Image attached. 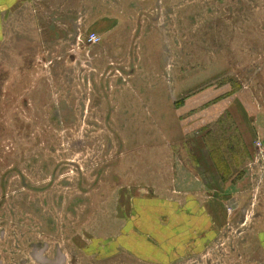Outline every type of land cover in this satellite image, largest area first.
I'll return each mask as SVG.
<instances>
[{
  "label": "rangeland",
  "instance_id": "374dc122",
  "mask_svg": "<svg viewBox=\"0 0 264 264\" xmlns=\"http://www.w3.org/2000/svg\"><path fill=\"white\" fill-rule=\"evenodd\" d=\"M138 200L212 207L168 264H264V0L2 18L0 264H151L119 247Z\"/></svg>",
  "mask_w": 264,
  "mask_h": 264
},
{
  "label": "crops",
  "instance_id": "0c3cea01",
  "mask_svg": "<svg viewBox=\"0 0 264 264\" xmlns=\"http://www.w3.org/2000/svg\"><path fill=\"white\" fill-rule=\"evenodd\" d=\"M18 1L0 0V30L2 18L14 10ZM137 204L136 215L122 226L119 247L143 261L168 264L192 241L196 239L199 247L210 236L212 207L208 204L186 201L172 204L173 210L164 201L154 204L138 200ZM202 236L204 239H200Z\"/></svg>",
  "mask_w": 264,
  "mask_h": 264
}]
</instances>
